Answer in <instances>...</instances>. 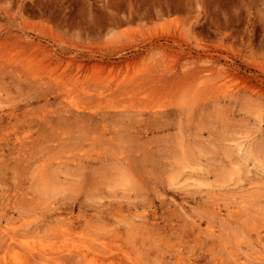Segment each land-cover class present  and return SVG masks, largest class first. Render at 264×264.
I'll return each instance as SVG.
<instances>
[{
    "label": "rangeland",
    "instance_id": "374dc122",
    "mask_svg": "<svg viewBox=\"0 0 264 264\" xmlns=\"http://www.w3.org/2000/svg\"><path fill=\"white\" fill-rule=\"evenodd\" d=\"M0 264H264V0H0Z\"/></svg>",
    "mask_w": 264,
    "mask_h": 264
},
{
    "label": "bare ground",
    "instance_id": "6f19581e",
    "mask_svg": "<svg viewBox=\"0 0 264 264\" xmlns=\"http://www.w3.org/2000/svg\"><path fill=\"white\" fill-rule=\"evenodd\" d=\"M161 11H162V9H161ZM161 11H160V12H161ZM157 12H159V11H157ZM157 12H156V14H158ZM163 13H164V10H163ZM149 18H150V17H149ZM111 72H112V71H111ZM102 262H103V261H102ZM103 263H104V262H103Z\"/></svg>",
    "mask_w": 264,
    "mask_h": 264
}]
</instances>
